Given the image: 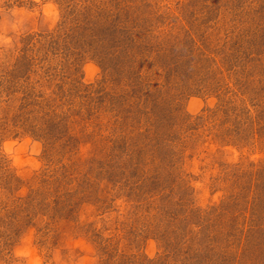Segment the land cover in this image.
<instances>
[{"label":"rangeland","instance_id":"rangeland-1","mask_svg":"<svg viewBox=\"0 0 264 264\" xmlns=\"http://www.w3.org/2000/svg\"><path fill=\"white\" fill-rule=\"evenodd\" d=\"M0 264H264V0H0Z\"/></svg>","mask_w":264,"mask_h":264}]
</instances>
